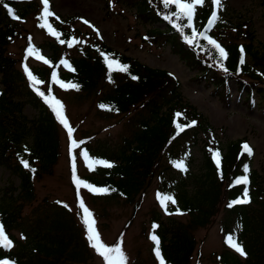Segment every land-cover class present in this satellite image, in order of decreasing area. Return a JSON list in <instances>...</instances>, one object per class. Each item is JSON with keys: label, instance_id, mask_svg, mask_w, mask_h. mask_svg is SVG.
Instances as JSON below:
<instances>
[{"label": "trees", "instance_id": "1", "mask_svg": "<svg viewBox=\"0 0 264 264\" xmlns=\"http://www.w3.org/2000/svg\"><path fill=\"white\" fill-rule=\"evenodd\" d=\"M123 1L135 6L136 15L144 22H164V28L152 27L146 32V37L158 44H167L182 62L195 70V77L211 86L212 93L224 99L228 94L227 81L236 77L239 93L243 92L248 101L257 95L264 105V70L259 75L254 74L241 48L245 52L250 51L254 61L263 67L264 50L260 54L257 50L251 51V41L245 44L222 42L227 53V58L223 59L218 49L207 40L199 35L193 36V29L199 33L202 27L218 38L210 29L213 26L218 28L224 21L220 16L221 10H218L219 19L213 25L204 26L210 4L208 8L197 6L195 28H192L188 26L185 17L177 18L173 15L178 11L175 5L165 6L163 0ZM37 5V0H0V164L11 167L19 175V190L14 195L10 194L9 199L21 200L17 205H13L12 201L0 202V222L12 241L10 248L0 246V261L7 260L9 264H79L76 262L81 261L85 264V258L89 255L87 241L74 217L60 205L63 203L55 202L56 208L49 214L26 220L25 225L20 227L21 236L16 237L11 232L22 203L33 195V177L51 173L59 153L57 127L60 122L56 114L45 103L44 97L37 94L28 76L25 84L28 98L15 99L20 88L16 79H21V74L14 71V60L3 53L4 46L16 33V21L24 18L29 9L38 8ZM13 13L19 19H15ZM166 15H171L172 19H165ZM48 21L60 33V38L52 35V55L48 57L51 64L31 68L38 80L46 82L47 89L40 84L36 87L45 96L55 97V72L59 81L67 86L65 88L77 90L70 87L75 84L79 86L78 90L97 94L99 111L133 113L129 116L132 125L130 131L121 135L112 146L100 140L92 145L88 136L76 141L88 154L86 165L93 164L88 173L77 177L94 188L107 189L105 193L92 192L97 196L122 197L132 203L136 211L140 205L136 195L142 194L146 184L158 174L159 196L164 200L160 205L162 210L169 214L188 215L185 222L163 220L157 212L152 215L151 239L153 236L159 239L164 264H191L197 243L193 230L206 225L219 211L221 204L224 209V233L232 236L247 253L242 256L226 244L220 253L221 264H264V186L251 165L253 151L252 155H248L241 139L230 141L224 148L203 114L182 99L180 81L171 71L146 65L112 48L101 39L81 35L74 27L72 17L63 19L55 14ZM76 31L79 32L77 36L73 34ZM246 34L252 37L250 32ZM27 38V47L32 46L30 36ZM187 38H192L193 42L189 43ZM61 40L65 41V47H69L71 42V47L77 49L79 54L58 57L57 43ZM34 48L39 51L41 45H35ZM106 57L127 66V71L110 69ZM244 75L249 76L250 80L244 78ZM133 76L137 79H133ZM107 81L112 85L103 90L102 83ZM27 99L38 107L37 116L31 119L21 114ZM190 124L192 126L188 127ZM178 125L183 126L182 131ZM199 132L207 136L204 170L192 176L189 149L197 142ZM25 135L31 136L30 143L21 141ZM216 152L220 153L219 166L214 159ZM164 153L171 162L160 169ZM103 159L112 167L93 163ZM24 162L29 166L25 167ZM181 162L183 168L177 166ZM244 176L248 177V184L236 182ZM190 178L191 189L186 180ZM245 191L248 192L250 202L234 203L237 199H245ZM165 197L172 199L165 200ZM132 217L133 214L125 226L131 222ZM152 247L155 254L156 242L153 239ZM155 257L160 264V258L156 254Z\"/></svg>", "mask_w": 264, "mask_h": 264}, {"label": "rangeland", "instance_id": "2", "mask_svg": "<svg viewBox=\"0 0 264 264\" xmlns=\"http://www.w3.org/2000/svg\"><path fill=\"white\" fill-rule=\"evenodd\" d=\"M37 2L38 8L29 9L24 18L16 21V33L3 48V53L14 60V71L21 74V79H16L20 88L15 99L28 98L25 92L27 73L24 65L27 64L30 70L45 66L42 60L29 56L27 49L41 45L39 54L45 58L52 55L51 42L54 41V37L49 34L47 28L39 26L43 22L39 19L43 13V3L42 0ZM209 2L210 0H205L203 6L208 8ZM49 3L53 13L63 19L72 17L74 27L81 35L91 39H101L112 48L146 65L167 69L172 73H174L172 69L178 72L179 76L174 74L180 81L179 92L182 99L203 114L205 120L213 127L214 136L221 145L225 148L230 141L245 139L253 148L251 165L260 176L259 182L264 186V105L257 95L253 97L252 102L246 100V95L243 92L239 93L236 77L227 81L228 94L224 99L212 93L211 86L203 79L195 77V70L182 62L167 44H158L146 37V32L152 27L164 28V22H144L136 15L135 6L123 0H49ZM219 10L224 21L218 28L213 26L210 31H213L221 42L245 44L251 41L253 44L251 51L257 50L259 54L263 52L264 0H221ZM78 31L73 34L77 36ZM246 32H250L252 37L249 38ZM28 35L32 46L27 47ZM57 45L58 57L79 54L77 49L70 47V50L64 43L60 42ZM245 58L254 74L259 75L260 71L264 70L262 64L254 61L250 51H246ZM62 63L60 67L63 66ZM243 77L250 80L249 76ZM102 84H104L103 90H107L112 85L108 81ZM40 86L47 89L45 81ZM54 92L55 97L63 104L64 114L74 131L70 137L67 129L61 123L58 124L59 153L52 172L33 177V195L22 203L11 232L16 237L21 236L20 227L25 225L26 220L49 214L54 209L55 202L63 203L60 205L74 217L87 241L89 255L85 258V264H105L104 259L90 246V241L87 239L86 225L80 208L82 199L95 219V227L101 240L108 246L119 244L127 257V264H158L150 234L152 215L157 212L163 220L174 219L185 222L188 219L187 214H169L162 210L158 200L160 183L158 174L146 184L142 194L136 195V200L140 204L136 211L133 210V204L122 197L97 196L87 187L81 186L77 189L75 183L77 175L88 173L90 168L86 165L82 147H73L71 140L77 141L83 136H88L92 145L100 140L112 146L121 135L130 131L132 125L129 116L133 113L99 111L97 94L94 93L73 90L58 84ZM21 114L28 119L34 118L38 114V107L27 99ZM198 136L197 142L189 149L192 176L199 175L204 170L207 136L201 132ZM21 141L30 143L31 136L25 135ZM178 147L181 148L180 145ZM73 157H75V171H73ZM161 160L160 169L171 162L166 153ZM186 180L191 189V178ZM19 186V175L11 167L0 164V202H11L12 198L9 199V195L16 194ZM20 202L21 200L17 198L13 199L12 204L17 205ZM223 213L221 204L219 211L206 225L193 230L197 243L191 264H221L220 253L226 245V234L222 227ZM132 214L131 222L125 226ZM123 230L125 231L118 237ZM76 263L84 264L81 261Z\"/></svg>", "mask_w": 264, "mask_h": 264}, {"label": "snow or ice", "instance_id": "3", "mask_svg": "<svg viewBox=\"0 0 264 264\" xmlns=\"http://www.w3.org/2000/svg\"><path fill=\"white\" fill-rule=\"evenodd\" d=\"M165 6H171L175 5L178 11L176 13H173V15L177 16V18L185 17L189 24V27H192V21L195 16L196 8L197 6H203L205 3V0H163ZM213 4L216 6L218 9L221 6V0H212ZM43 3V13L39 19H41L43 22L39 25L41 28H47L49 31V34L54 35L57 37V39L60 38V33H58L52 25L49 23L48 18L51 16H54L55 13L51 11V6L49 3V0H42ZM10 12H12L11 9H9ZM13 17L15 19H19L18 16H15L13 13ZM165 19L171 20L172 16L171 15H166ZM219 17L217 13L214 11L212 13V16L209 20V25H213L216 20H218ZM85 23H88L87 21H84ZM179 27V25H177ZM199 35L201 38L207 40L210 44H212L216 49H218L220 56L223 59L227 58V53L225 50L210 36L206 35L205 33H196L195 29H193V36ZM189 43L193 42L192 38H187ZM61 43H64L65 41L61 40ZM79 41H77L78 43ZM73 46L71 42H69V47ZM243 51V49H241ZM27 54L29 56H35L37 59L42 60L46 64H51L47 58L43 57L42 55L39 54V52L33 47H29L27 49ZM106 60H108V66L110 69L114 70H119V71H127V66L125 65H120L118 61H112L106 57ZM63 63L67 64L66 61H63ZM241 63H243V60H241ZM25 72L27 73V76L29 80L32 82V86L36 90L37 94L44 97L45 103H48L50 107H52L53 112L56 114L57 119L59 122L67 129L69 136H72L73 133V128L70 126L67 117L64 114L63 111V104L57 100L54 96H45L43 92L40 91L38 87H36L39 84H42L43 81H40L37 79L36 76L33 75L31 70L27 67V64L24 65ZM227 71V69H225ZM133 79H137V77L133 76ZM53 81L56 83H59L61 87H67L66 85L63 84L62 81H59L57 74L54 72L53 73ZM70 87L76 88L78 90V85H70ZM179 115V114H178ZM195 122H193L194 124ZM192 125H188V127H191ZM178 128L180 130H183V126L178 125ZM72 145L73 147H77V142L75 140H72ZM244 151L248 155H252V148L248 144L243 145ZM84 157L88 159V154L85 151L84 152ZM214 159L216 160L217 165L219 166L220 164V153L216 152L214 153ZM75 157H73V171H75V163H74ZM93 163H102L105 167H112L111 164L107 162H93ZM24 166L28 167V163L24 162ZM178 167L183 168V163L177 164ZM89 167L92 168L93 164H89ZM34 171V169H33ZM247 171V167H246ZM237 183H242V184H248L249 180L247 176L241 177L236 181ZM75 183L77 185V189H79L81 186L87 187L89 191L95 192V193H105L107 192V189H99V188H94L92 185L88 184L85 181H81L78 177L75 180ZM245 199L242 200H237L234 201V203L237 204H244V203H249L250 200L247 198L248 197V192H244ZM165 200H171V197H165ZM175 202V201H173ZM232 205L230 204L229 207ZM80 208L82 209L83 212V219H84V224L86 225V230H87V239L90 241V246L97 252L98 255H100L104 261L105 264H127V257L125 256L122 247L118 244L116 246H108L106 245L100 238V234L97 231L95 227V219L92 215V213L89 211V209L84 205L83 200L81 199L80 201ZM152 239L156 242V249H155V254L158 258H160V264H164L163 257L161 256L160 253V248H159V239L156 236H153ZM228 243L231 247H233L240 255L246 256L247 253L245 252L244 248L242 245L237 243L233 237L229 236L228 237ZM0 246H3L5 248H10L12 246V241L8 238L3 224H0ZM0 264H9V261H0Z\"/></svg>", "mask_w": 264, "mask_h": 264}, {"label": "bare ground", "instance_id": "4", "mask_svg": "<svg viewBox=\"0 0 264 264\" xmlns=\"http://www.w3.org/2000/svg\"><path fill=\"white\" fill-rule=\"evenodd\" d=\"M172 71H173L176 75L179 76L178 72H176L174 69H172Z\"/></svg>", "mask_w": 264, "mask_h": 264}]
</instances>
